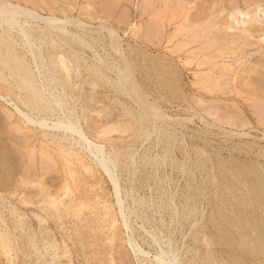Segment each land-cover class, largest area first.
<instances>
[{"label": "rangeland", "instance_id": "1", "mask_svg": "<svg viewBox=\"0 0 264 264\" xmlns=\"http://www.w3.org/2000/svg\"><path fill=\"white\" fill-rule=\"evenodd\" d=\"M179 1L27 2L43 15L69 18L62 28L14 13L3 3L10 13L0 14V264H204L210 253L226 264L231 262L224 250L227 239L220 234L230 236L216 213L218 202L228 212L242 210L254 217V210L264 220L256 200L241 197L254 174L238 175L254 165L262 169L264 183V98L257 95L264 84V0ZM104 26L117 31L120 50ZM125 75L140 86L136 91L145 104L132 95ZM34 87L44 91L36 96ZM97 147L101 151L96 153ZM95 154H102L107 167Z\"/></svg>", "mask_w": 264, "mask_h": 264}, {"label": "bare ground", "instance_id": "2", "mask_svg": "<svg viewBox=\"0 0 264 264\" xmlns=\"http://www.w3.org/2000/svg\"><path fill=\"white\" fill-rule=\"evenodd\" d=\"M12 1V0H11ZM11 1H9V0H1V2L2 3H0V14H6L7 12H9L10 11V9L8 8L7 10H6V8L5 7H3V3H7V4H9L8 6H10V8L11 9H13L12 10V12H14V13H17V12H20V13H24L25 15L27 14L28 16L30 15V16H32L33 18H35V19H40V20H44V21H47V22H51V24H53V26L55 25L56 27H59V28H62L63 26L61 25L62 23H69V18H65V19H62V18H59L58 16H55V15H43V14H41V13H39L36 9H34V8H31V7H29L28 6V1L27 0H24V4H22V3H20V2H17V3H15V2H11ZM19 1H22V0H19ZM59 1V0H58ZM92 1H94V0H92ZM107 1V0H106ZM153 1V0H152ZM155 1V0H154ZM180 1H182V0H180ZM180 1H179V3H180ZM184 1V0H183ZM28 2V3H27ZM34 1H32V3H33ZM149 2V1H148ZM187 2V1H186ZM190 2V1H189ZM199 2V1H198ZM247 3L249 2V0L248 1H246ZM31 3V4H32ZM102 3V2H101ZM183 3V2H182ZM200 3V2H199ZM6 4V5H7ZM186 4V3H185ZM241 4V3H240ZM35 5V4H34ZM57 5V4H56ZM94 5V4H93ZM107 5V4H106ZM153 5V4H152ZM156 5V4H155ZM155 5H153V6H155ZM169 5V4H168ZM194 5V4H193ZM192 5V6H193ZM256 5V4H255ZM259 5V4H258ZM31 6V5H30ZM36 6V5H35ZM170 6V5H169ZM182 6H184V3H183V5ZM182 6H180V9L182 10ZM187 6V5H186ZM186 6H185V8H186ZM191 6V7H192ZM246 6V5H245ZM34 7V6H33ZM37 7V6H36ZM43 7V6H42ZM46 7V6H45ZM94 7V6H93ZM92 7V8H93ZM191 7L189 6L188 8H189V11H190V9H191ZM254 7V6H253ZM54 8V7H53ZM178 8H179V6H178ZM187 8V9H188ZM152 9V8H151ZM175 9V8H174ZM253 9V8H252ZM263 9V8H262ZM89 10V9H88ZM94 10V9H93ZM106 11H107V9H105ZM147 10V9H146ZM249 10V9H248ZM40 11H42V10H40ZM149 11V10H148ZM183 11V13H185V11H184V9L182 10ZM203 11V10H202ZM205 11L206 10H204V13H205ZM215 11V10H214ZM229 11H230V9H229ZM43 12V11H42ZM115 12V11H114ZM166 12H167V10H166ZM231 12V11H230ZM234 12V11H233ZM10 13V12H9ZM20 13H18V14H20ZM47 13V12H46ZM102 13V12H101ZM173 13V12H172ZM187 13H188V10H187ZM207 13V12H206ZM250 13V12H249ZM50 14V13H49ZM186 14V13H185ZM13 15H15V14H13ZM13 15H10L11 16V19H12V17H13ZM23 15V14H22ZM159 15V14H158ZM188 15H189V13H188ZM230 15V14H229ZM260 15V14H259ZM2 16V15H1ZM6 16V15H5ZM9 16V17H10ZM150 16V15H149ZM154 16V15H153ZM178 16H179V14H178ZM197 16H199V15H197ZM202 16V15H201ZM224 16V15H223ZM245 16V15H244ZM159 17H160V15H159ZM171 17V16H170ZM213 17H214V15H213ZM222 17V16H221ZM234 17H235V15H234ZM241 17H243V16H241ZM257 17V16H256ZM1 18V17H0ZM153 18V17H152ZM157 18V17H156ZM187 18V17H186ZM206 18V17H205ZM216 18V17H215ZM246 18V17H245ZM263 18H264V16H263ZM163 19V18H162ZM182 19V18H181ZM188 19V18H187ZM187 19H186V21H187ZM239 19H242V18H240V16H239ZM248 19V18H247ZM251 19V18H250ZM9 20V19H8ZM26 20V19H25ZM73 20H74V17H73V19H72V22H73ZM151 20H154V19H150V21ZM4 21V20H3ZM118 21V20H117ZM150 21H149V23H150ZM159 21H161V20H159ZM157 22L158 24H161L160 22ZM169 21H170V19H169ZM168 21V22H169ZM175 21V20H174ZM206 21H207V19H206ZM25 22V21H24ZM37 22V21H36ZM78 22H80V21H78ZM151 22H153V21H151ZM161 22H163V21H161ZM193 22H195L194 20H193ZM216 22V21H215ZM34 23V22H33ZM38 23V22H37ZM41 23V22H40ZM67 23V24H68ZM84 23V22H83ZM82 23V24H83ZM171 23H173V22H171ZM187 23V22H186ZM190 23V22H189ZM188 23V24H189ZM212 23H214V22H212ZM217 23V22H216ZM221 23H223V22H221ZM1 24V23H0ZM7 24V23H6ZM22 24V23H21ZM43 24V23H42ZM80 24H81V22H80ZM151 24H154V23H151ZM150 24V25H151ZM195 24V23H194ZM193 24V25H194ZM209 24V26H210V23H208ZM35 25V24H34ZM40 25V24H39ZM86 25V24H85ZM108 25H109V23H108ZM202 25V24H201ZM24 26V25H23ZM43 26V25H42ZM102 26V25H101ZM100 26V27H101ZM153 25H151V27H152ZM169 26H170V23H169ZM203 26V25H202ZM205 26V25H204ZM21 27V26H20ZM83 27H84V25H83ZM105 27V26H104ZM149 27V26H148ZM159 27V26H158ZM187 27V26H186ZM196 27H198L197 25H196ZM214 27V26H213ZM261 27H263V26H261ZM75 28V27H74ZM90 28V27H89ZM92 28V27H91ZM106 28V27H105ZM133 28V27H132ZM161 28V27H160ZM160 28H159V31H160ZM179 28H180V26H179ZM192 28V27H191ZM198 28H200V26L198 27ZM220 28V27H219ZM228 28H231L230 26H228ZM68 29V28H67ZM107 31L109 32V34H110V37L112 38V40H113V43H115V45H116V48H117V50H120V48L122 47H119V36H118V33H117V31H115L112 27L110 28V27H108L107 26ZM146 29V28H145ZM174 29V28H173ZM172 29V31H174ZM193 29H197V28H194L193 27ZM192 29V30H193ZM204 29V28H203ZM206 30H207V28H205ZM216 29H217V27H216ZM240 29V28H239ZM242 29V28H241ZM22 30V29H21ZM69 30V29H68ZM71 30V29H70ZM86 30V29H85ZM90 30V29H89ZM150 30V29H149ZM162 30V29H161ZM181 30H182V28H181ZM220 30V29H219ZM222 30V29H221ZM230 30V29H229ZM79 31V30H78ZM92 31H94V30H92ZM145 31V30H144ZM152 31V30H151ZM158 31V29L156 30V32ZM184 31L185 32H183V34L184 33H186V30L184 29ZM194 31V30H193ZM24 32V31H23ZM66 32V31H65ZM68 32V31H67ZM75 32V31H74ZM77 32V31H76ZM142 32V31H141ZM146 32V31H145ZM175 32V31H174ZM176 32L178 33V29L176 30ZM197 32V31H196ZM201 32V31H200ZM203 32V31H202ZM217 32V31H216ZM220 33H221V31H219ZM31 33V32H30ZM91 33V32H90ZM152 33H154V30H153V32ZM164 33V32H163ZM162 33V34H163ZM172 33V32H171ZM181 33V32H180ZM180 33H179V35L177 34L176 36H180ZM189 33V32H188ZM209 33V32H208ZM26 34V33H25ZM72 34V33H71ZM145 34V33H144ZM155 34V33H154ZM154 34H152V37H155V36H153ZM160 34V33H159ZM212 34H214V33H212ZM216 34H218V33H216ZM259 34H261V33H259ZM258 34V35H259ZM58 35V34H57ZM66 35V34H65ZM77 35V34H76ZM139 35V34H138ZM150 35H151V32H150ZM158 35V34H157ZM174 35H175V33H174ZM182 35V34H181ZM186 35V34H185ZM190 35V34H189ZM215 35V34H214ZM251 35V34H250ZM80 36V35H79ZM78 36V37H79ZM148 36V35H147ZM176 36L174 37L175 39H176ZM191 36V35H190ZM206 36H207V34H206ZM205 36V37H206ZM240 36V35H239ZM263 36V35H262ZM81 37V36H80ZM102 37V36H101ZM141 37V36H140ZM151 37V38H152ZM161 38H162V36H160ZM169 37V36H168ZM173 36H171V38H172ZM177 37V38H178ZM182 37V36H181ZM184 37V36H183ZM192 37V36H191ZM216 37V36H215ZM221 37V36H220ZM225 37V36H224ZM252 37V36H251ZM82 38V37H81ZM110 38V39H111ZM148 38V37H147ZM149 38H150V36H149ZM167 38V37H166ZM186 38V37H185ZM199 38V37H198ZM219 38V37H218ZM228 38V37H227ZM153 39V38H152ZM160 39V38H159ZM173 39V38H172ZM170 40L169 38H168V43H170L171 41H173V40ZM190 39H192V38H190ZM194 39V38H193ZM196 37H195V41H196ZM222 39V38H221ZM226 39V38H225ZM224 38L222 39V40H225ZM232 39H233V36H232ZM245 39V38H244ZM27 40V39H26ZM31 40V39H30ZM121 40V39H120ZM138 40H140V39H138ZM143 40V39H142ZM170 40V41H169ZM202 40H204V38H202ZM206 40V39H205ZM204 40V41H205ZM208 40V39H207ZM220 40V39H219ZM73 41H75V40H73ZM97 41V40H96ZM100 41H102V40H100ZM154 41V40H153ZM152 41V42H153ZM156 41V40H155ZM249 41H250V39H249ZM32 42V41H31ZM84 42V41H83ZM110 42V41H109ZM112 42V41H111ZM151 42V43H152ZM203 42V41H202ZM156 43V42H155ZM198 43V42H197ZM200 43V42H199ZM223 43V42H222ZM235 43V42H234ZM144 44V43H143ZM146 44H148V43H146ZM165 44H167V42H165ZM174 44V43H173ZM182 44V43H181ZM206 44V43H205ZM210 44V43H209ZM100 45V44H99ZM104 45V44H103ZM102 45V46H103ZM175 45H178V44H175ZM185 45V44H184ZM188 45L189 44H187V47H188ZM194 45H196V44H194ZM215 45V47H216V43L214 44ZM227 45V44H226ZM232 45V44H231ZM29 46H31V45H29ZM135 46V45H134ZM180 46V45H179ZM191 46H193V45H191ZM202 46V45H201ZM205 46V45H204ZM211 46H212V44H211ZM221 46V45H220ZM224 46V45H223ZM235 46V45H234ZM257 46V45H256ZM255 46V47H256ZM111 47V46H110ZM142 47V46H141ZM156 47H158L157 45H156ZM183 48H184V46H182ZM231 47V46H230ZM10 48V47H9ZM47 48V47H46ZM124 48V47H123ZM169 48V47H168ZM172 48H174V47H172ZM195 48V47H194ZM222 48V47H221ZM235 48V47H234ZM238 48V47H237ZM245 48V47H244ZM31 49V48H30ZM40 49V48H39ZM103 49V48H102ZM155 49V48H154ZM213 48H211V50H212ZM38 50V49H37ZM104 50V49H103ZM143 50V49H142ZM144 50H145V48H144ZM150 50V49H149ZM148 50V51H149ZM157 50V49H156ZM197 50V49H196ZM199 51H201L200 49H198ZM205 50V49H204ZM203 50V51H204ZM207 50V49H206ZM208 50H210V49H208ZM214 50V49H213ZM220 50V49H219ZM247 50V49H246ZM109 51V50H108ZM146 51H147V49H146ZM194 52H195V50H193ZM192 51V52H193ZM198 51V52H199ZM107 52V51H106ZM111 52V51H110ZM109 52V53H110ZM119 52V51H118ZM117 52V53H118ZM123 52H124V50H123ZM152 52V51H151ZM177 52V51H176ZM222 52V51H221ZM224 52V51H223ZM261 52V51H260ZM103 53V52H102ZM105 53V52H104ZM125 53V52H124ZM133 53V52H132ZM138 53V52H137ZM204 53V52H203ZM210 53V52H209ZM217 53V52H216ZM216 53H215V55H216ZM262 53V52H261ZM153 54V53H152ZM98 55H100L99 53H98ZM130 55V54H129ZM135 55V54H134ZM138 55V54H137ZM172 55V54H171ZM123 56V55H122ZM168 56V55H167ZM117 57V56H116ZM137 57V56H136ZM139 57V56H138ZM150 57H151V55H150ZM192 57H193V55H192ZM126 58V57H125ZM161 58V57H160ZM187 58V57H186ZM185 58V59H186ZM83 59V58H82ZM103 59V58H102ZM124 59V58H123ZM128 59V58H127ZM139 59H140V57H139ZM143 59V58H142ZM120 60V59H119ZM176 60V59H175ZM178 60V59H177ZM179 61V60H178ZM206 61H207V59H206ZM2 62V61H1ZM14 62H15V60H14ZM21 62H23V61H21ZM116 62V61H115ZM141 62V61H140ZM35 63V62H34ZM142 63V62H141ZM147 63V62H146ZM152 63V62H151ZM2 64V63H1ZM122 64V63H121ZM131 64V63H130ZM140 64V63H139ZM3 65V64H2ZM68 65V64H67ZM115 65V64H114ZM171 65V64H170ZM217 65V64H216ZM238 65V64H237ZM121 66V65H120ZM132 66V65H131ZM154 66V65H153ZM232 66V65H231ZM142 67H144V66H142ZM159 67V66H158ZM158 67H156V68H158ZM190 67V66H189ZM203 67V66H202ZM206 67V66H205ZM219 67V66H218ZM15 68V67H14ZM67 68V67H66ZM116 68V67H115ZM114 68V69H115ZM125 68V67H124ZM137 68V67H136ZM146 68V67H145ZM24 69V68H23ZM26 69V68H25ZM68 69V68H67ZM147 69V68H146ZM151 69V68H150ZM180 69V68H179ZM235 69V68H234ZM132 70V69H131ZM149 70V69H148ZM152 70V69H151ZM150 70V71H151ZM209 70H211V69H209ZM5 71H7V70H5ZM19 71V70H18ZM121 71V70H120ZM156 71V70H155ZM68 72H69V70H68ZM115 72V71H114ZM127 72V71H126ZM125 72V73H126ZM198 72V71H197ZM203 72V71H202ZM34 73V72H33ZM123 73V72H122ZM152 73H153V71H152ZM222 74H223V72H221ZM229 73V72H228ZM117 74V73H116ZM127 74V73H126ZM211 75H212V73H210ZM220 74V73H219ZM9 76H10V74H8ZM118 75V74H117ZM27 76V75H26ZM122 76V75H121ZM130 76H131V74H130ZM154 76V75H153ZM159 76H161V75H159ZM214 76V75H213ZM119 77V76H118ZM228 77V76H227ZM125 78H127V79H129V75H125ZM134 78V77H133ZM158 78V77H157ZM31 79V78H30ZM29 79V80H30ZM118 79H120V78H118ZM123 79V78H122ZM249 79H251L250 77H249ZM28 80V81H29ZM32 80V79H31ZM124 80V79H123ZM205 80H206V78H205ZM224 80V79H223ZM252 80H253V78H252ZM261 80H264V78L263 79H261ZM136 81V80H135ZM212 82H213V80H211ZM210 81V82H211ZM234 81H236V80H234ZM128 82H129V85H130V91L132 90V92H133V94L132 95H135V94H138L137 92H139V91H136V88H139L140 86L138 85V87H136L135 86V84H134V82L132 81V79H129L128 80ZM216 82V81H215ZM222 82V81H221ZM32 83V82H31ZM118 83V82H117ZM123 83V82H122ZM160 83V82H159ZM228 83V82H227ZM226 83V84H227ZM235 83V82H234ZM238 83V82H237ZM27 84V83H26ZM110 84V83H109ZM201 84H206L205 82L204 83H202L201 82ZM236 84V83H235ZM239 84V83H238ZM149 85V84H148ZM162 85H163V83H162ZM199 85V84H198ZM213 85H215V84H213ZM259 85V84H258ZM116 86V85H115ZM123 86V85H122ZM210 86V85H209ZM220 86V85H219ZM229 86V85H228ZM236 86V85H235ZM235 86H234V88H235ZM245 86V85H244ZM127 88H128V86H126ZM225 87V86H224ZM217 88V87H216ZM219 88V87H218ZM47 89V88H46ZM51 89V88H50ZM126 89V88H125ZM140 90H141V88H139ZM138 89V90H139ZM163 89V88H162ZM208 89V88H207ZM221 90V89H220ZM225 90V89H224ZM236 90V89H235ZM40 91H44V89L43 90H41L40 89ZM40 91L39 90H37L35 87H34V90H33V94H35L36 96L38 95H41V93H40ZM166 91H167V89H166ZM165 91V92H166ZM126 92V91H125ZM213 92H214V90H213ZM223 92V91H222ZM240 92V91H239ZM50 93V92H49ZM53 93V92H52ZM153 93V92H152ZM163 93V92H162ZM45 94V93H44ZM164 94V93H163ZM194 94H195V92H194ZM212 94V93H211ZM241 94V93H240ZM245 94V93H244ZM126 95V94H125ZM158 95V94H157ZM257 95H259L262 99L264 98V84L260 87V89L259 90H257ZM4 96V95H3ZM45 96V95H44ZM51 96H53V95H51ZM55 96V95H54ZM128 96H130V95H128ZM136 96V95H135ZM148 96V95H147ZM240 96V95H239ZM1 97V96H0ZM139 99H140V102L142 101V103L143 102H145V99H144V97L143 96H141V95H139L138 94V96H137ZM136 97V98H137ZM151 97V96H150ZM249 97V96H248ZM135 98V97H134ZM135 98V99H136ZM173 98V97H172ZM56 99V98H55ZM138 99V100H139ZM156 99V98H155ZM252 99V98H251ZM251 99H249V100H251ZM257 99H258V97H257ZM196 100V99H195ZM223 100H224V98H223ZM57 101H59V100H57ZM132 101H133V99H132ZM136 101V100H135ZM216 101V100H215ZM257 101H259V100H257ZM263 101V100H262ZM261 101V102H262ZM11 102V101H10ZM13 102V101H12ZM61 102V101H60ZM64 102V101H63ZM148 102V101H147ZM163 102H165V101H163ZM184 102V101H183ZM200 102V101H199ZM228 102V101H227ZM264 102V101H263ZM137 103H138V101H137ZM168 103V102H167ZM210 103V102H209ZM214 103V102H213ZM235 103V102H234ZM143 104H145V103H143ZM176 104V103H175ZM212 104V103H211ZM246 104H247V101H246ZM261 104V103H260ZM263 104V103H262ZM51 105V104H50ZM83 105V104H82ZM137 105V104H136ZM150 105H152L151 103H150ZM150 105L147 103V107H149L150 108ZM163 105V104H162ZM176 105H178V104H176ZM232 105V104H231ZM145 106V105H144ZM141 107H142V105H141ZM140 107V108H141ZM160 107V106H159ZM192 107V106H191ZM197 107H199V106H197ZM234 107V106H233ZM232 107V108H233ZM19 108V107H18ZM148 108V109H149ZM173 108H175V107H173ZM181 108V107H180ZM185 108V107H184ZM229 108H230V106H229ZM235 108V107H234ZM259 108V107H258ZM264 108V107H263ZM142 109V108H141ZM147 109V110H148ZM151 109V108H150ZM149 109V110H150ZM153 109V108H152ZM161 109V108H160ZM160 109H159V111H160ZM198 109V108H197ZM200 109V108H199ZM228 109V108H227ZM260 109V108H259ZM16 110V109H15ZM18 110V109H17ZM20 110V109H19ZM22 111H23V109H21ZM155 110V109H154ZM186 110H187V107H186ZM192 110V109H191ZM194 110V109H193ZM192 110V111H193ZM226 110V109H225ZM229 110V109H228ZM231 110V109H230ZM143 111H144V109H143ZM151 111V110H150ZM153 111V110H152ZM164 111V110H163ZM177 111H178V109H177ZM191 111V112H192ZM200 111V110H199ZM213 111V109L211 110V112ZM236 111H238V110H236ZM263 111V110H262ZM24 112V111H23ZM31 112V111H30ZM62 112V111H61ZM139 112V111H138ZM145 112V111H144ZM162 112V111H161ZM161 112H159L160 114H161ZM205 112V111H204ZM233 112V111H232ZM259 112V111H258ZM27 113V112H26ZM141 113H143V112H141ZM148 113V112H147ZM146 113V114H147ZM164 113V112H163ZM161 114L162 116L163 115H166V114ZM168 113V112H167ZM196 113V112H195ZM207 113V112H206ZM208 113H210V110L208 111ZM214 113V112H213ZM239 113V112H238ZM263 113V112H262ZM30 113H27V115L26 116H28ZM63 114H65V113H63ZM184 114H186V113H184ZM188 114V113H187ZM193 114V113H192ZM202 114H204V113H202ZM201 114V115H202ZM232 114H234V113H232ZM252 114V113H251ZM260 114H261V111H260ZM25 115V114H24ZM199 115V114H198ZM200 115V116H201ZM227 115V114H226ZM240 115V114H239ZM18 116H20V115H18ZM62 116V115H61ZM159 116V115H158ZM167 116V115H166ZM169 116V115H168ZM167 116V118H169ZM171 116V115H170ZM187 116V115H186ZM196 116H197V114H196ZM206 116V115H205ZM237 117H238V115H236ZM22 117V116H21ZM29 117V116H28ZM41 117V116H40ZM70 117V116H69ZM68 117V118H69ZM181 117V116H180ZM203 117V116H202ZM202 117H199V119L200 118H202ZM242 117V116H241ZM260 117V120L261 119H263L261 116H259ZM30 118V117H29ZM37 118V117H36ZM50 118V117H49ZM66 118V117H65ZM67 118V119H68ZM154 118V117H153ZM21 119V118H20ZM34 119V118H33ZM39 119V118H38ZM150 119V118H149ZM159 119V118H158ZM190 119H192V117L190 118ZM223 119V118H222ZM228 119V118H227ZM232 119V118H231ZM234 119V118H233ZM18 121H19V119H17ZM27 119H25V121H26ZM36 120V119H35ZM35 120L33 121V122H35ZM41 120V119H40ZM43 120V119H42ZM53 120V119H52ZM63 120V119H62ZM166 120V119H165ZM170 120V119H169ZM175 120V119H174ZM205 120V119H204ZM203 120V121H204ZM208 120V119H207ZM206 120V121H207ZM224 120V119H223ZM264 120V119H263ZM24 121V120H23ZM37 121V120H36ZM48 121V120H47ZM54 121V120H53ZM59 121V120H58ZM151 121V120H150ZM162 121H163V119H162ZM161 121V122H162ZM176 121V120H175ZM178 121V120H177ZM184 121V120H183ZM182 121V122H183ZM219 121V120H218ZM233 121H235V120H233ZM262 121V120H261ZM27 122V121H26ZM55 122V121H54ZM72 122V121H71ZM71 122L70 123H67V124H71ZM186 122V121H185ZM205 122V121H204ZM207 122H210V121H207ZM206 122V123H207ZM223 122V121H222ZM240 122V121H239ZM78 123H79V120H78ZM168 123V122H167ZM171 122H169V124H170ZM212 123V122H211ZM260 123V122H259ZM264 123V122H263ZM38 124V123H37ZM48 124V123H47ZM53 124V123H52ZM63 124V123H62ZM169 124H168V126H169ZM173 124V123H172ZM176 124V123H175ZM215 124V123H214ZM235 124H236V122H235ZM260 124H262V123H260ZM39 125V124H38ZM54 125V124H53ZM74 125H75V123H74ZM77 125V124H76ZM151 125V124H150ZM177 125V124H176ZM207 125V124H206ZM241 125H243V124H241ZM244 125H245V123H244ZM247 125V124H246ZM245 125V126H246ZM44 126V125H43ZM43 126H42V128H43ZM61 126V125H60ZM171 126V125H170ZM169 126V127H170ZM179 126V125H178ZM181 126V125H180ZM239 126V125H238ZM36 127V126H35ZM51 127V126H50ZM154 127H155V125H154ZM173 127H175V126H173ZM221 127V126H220ZM243 127V126H242ZM262 127H264V126H262ZM49 128V127H48ZM55 128V126H53V129ZM56 128H58V127H56ZM67 128V127H66ZM69 128V127H68ZM212 128V127H211ZM217 128V127H216ZM238 128V127H237ZM245 128V127H244ZM243 128V130H245ZM44 129V128H43ZM59 129V128H58ZM57 129V130H58ZM176 129V128H175ZM56 130V129H55ZM61 130V129H60ZM71 130H74V129H72L71 128ZM78 130V129H77ZM256 130V129H255ZM258 130V129H257ZM68 131V130H67ZM164 131V130H163ZM172 131V130H171ZM178 131V130H177ZM195 131V130H194ZM231 131V130H230ZM261 131V130H260ZM18 132V131H17ZM33 132V131H32ZM74 132H76V131H74ZM214 132V131H213ZM244 132V131H243ZM242 132V133H243ZM249 132V131H248ZM14 133H16V132H14ZM72 133H73V131H72ZM203 133V132H202ZM250 133V132H249ZM22 134H23V132H22ZM67 134V133H66ZM80 136H81V138L82 139H85V140H87V143H91L88 139H87V136H85L84 135V133L82 132V131H79V133H78ZM175 134H176V132H175ZM207 134V133H206ZM240 134V133H239ZM238 134V135H239ZM251 134V133H250ZM3 135V134H2ZM76 135H77V133H76ZM217 135V134H216ZM226 135V134H225ZM231 135V134H230ZM237 135V134H236ZM245 135V134H244ZM9 136V135H8ZM34 136V135H33ZM65 136V135H64ZM228 136V135H227ZM242 136V135H241ZM251 136V135H250ZM262 136V135H261ZM263 136H264V134H263ZM4 137V136H3ZM10 137H11V135H10ZM17 137V136H16ZM39 137V136H38ZM45 138H47V137H45ZM232 138V137H231ZM256 138V137H255ZM14 140L16 139V141L18 140L17 138H13ZM23 139V138H22ZM22 139H21V141H22ZM229 139H230V137H229ZM20 140V139H19ZM25 140H27L28 141V139H25ZM24 140V141H25ZM79 140H80V138H79ZM203 140V139H202ZM222 140V139H221ZM224 141V140H223ZM20 142V141H19ZM72 142H75V140H73ZM217 142V141H216ZM1 143V142H0ZM5 143V142H4ZM8 143V142H7ZM9 143H11V142H9ZM26 143V142H25ZM201 143V142H200ZM241 143V142H240ZM44 144V143H43ZM55 144H57V143H55ZM73 144V143H72ZM77 144H79L78 142H77ZM5 145V144H4ZM3 145V146H4ZM12 145V144H11ZM47 145V144H46ZM45 145V146H46ZM49 145V144H48ZM61 145V144H60ZM63 145V144H62ZM148 145V144H147ZM200 145V144H199ZM52 146V145H51ZM79 146V145H78ZM81 146V145H80ZM98 146V145H97ZM246 146V145H245ZM12 148H13V145L11 146ZM41 147V146H40ZM44 147V146H43ZM86 147V146H85ZM91 147H92V145H91ZM95 147H96V145H95ZM142 147V146H141ZM151 147V146H150ZM74 148V147H73ZM89 148V147H88ZM235 148V147H234ZM249 148H251V147H249ZM254 148V147H253ZM14 149H16V148H14ZM20 149V148H19ZM31 149V148H30ZM56 149H57V147H56ZM70 149V148H69ZM17 150V149H16ZM41 150H43V149H41ZM71 150V149H70ZM96 150V153H97V151H101V148L100 147H97V149H95ZM231 150V149H230ZM234 150V149H233ZM243 150V149H242ZM259 150V149H258ZM32 151V150H31ZM57 151V150H56ZM59 151V150H58ZM201 151V150H200ZM229 151V150H228ZM255 151V150H254ZM16 152V151H15ZM18 152V151H17ZM40 152V155L41 156H43L44 155V153L43 152H41V151H39ZM48 152V151H47ZM60 152V151H59ZM58 152V153H59ZM108 152V151H107ZM189 152V151H188ZM252 152H253V149H252ZM14 153V152H13ZM43 155H42V154ZM46 153V152H45ZM89 153V152H88ZM106 153V152H105ZM134 153V152H133ZM203 153H205V152H203ZM258 153H260V152H258ZM1 155H3L4 153H0ZM238 154V153H237ZM46 155H48V154H46ZM51 155V154H50ZM59 155V154H58ZM101 155L102 154H100V156H98V155H94L95 156V158H96V160L97 159H100V161H102L103 162V166H105V167H107V165H106V162L107 161H105V159L103 158V157H101ZM199 155V154H198ZM234 155V154H233ZM256 155V154H255ZM260 155V154H259ZM29 156H31V155H29ZM28 156V157H29ZM45 156V155H44ZM49 156V155H48ZM52 156V155H51ZM94 156H92V157H94ZM133 156V155H132ZM243 156V155H242ZM249 156H251V155H249ZM248 156V157H249ZM2 157V156H1ZM52 157H54V156H52ZM122 157V156H121ZM203 157V156H202ZM232 157V156H231ZM260 157V156H259ZM7 158V157H6ZM45 158H47V157H45ZM51 158V157H50ZM79 158V157H78ZM91 158V157H90ZM236 158V157H235ZM234 158V159H235ZM264 158V157H263ZM258 159V158H257ZM1 160V159H0ZM2 160H4V159H2ZM12 160V159H11ZM50 161V159H48L47 158V161ZM77 160V159H76ZM134 160V159H133ZM227 159H225L224 160V162L226 161ZM232 160V159H231ZM46 161V160H45ZM46 161V162H47ZM54 161V160H53ZM66 161V160H65ZM222 161V160H221ZM238 161V160H237ZM258 161V160H257ZM261 161V160H260ZM1 162V161H0ZM6 162V161H5ZM41 162V161H40ZM55 163H56V161H54ZM94 162V161H93ZM133 162V161H132ZM3 163V162H2ZM51 163V162H50ZM72 163V162H71ZM77 163V162H76ZM96 163V162H95ZM98 163V162H97ZM211 163V162H210ZM258 163V162H257ZM1 164V163H0ZM5 164V163H4ZM3 164V165H4ZM46 164V163H45ZM102 164V163H101ZM108 164H109V162H108ZM134 164H135V162H134ZM223 164V163H222ZM71 165V164H70ZM94 165V164H93ZM99 165V164H98ZM110 165H112V164H110ZM204 165V164H203ZM213 165V164H212ZM2 166V165H1ZM42 166V165H41ZM136 166V165H135ZM228 166V165H227ZM5 167V166H4ZM31 166L29 165V168H30ZM32 167H34V166H32ZM45 167H46V165H45ZM67 167V166H66ZM112 167V166H111ZM203 167V166H202ZM246 167V166H245ZM9 168V167H8ZM36 168V167H35ZM34 168V169H35ZM205 168V167H204ZM232 168V167H231ZM264 168V167H263ZM88 169V168H87ZM106 169V168H105ZM108 169V168H107ZM244 169V168H243ZM6 170V169H5ZM36 170V169H35ZM35 170H33V171H30V173L31 172H34ZM109 170V169H108ZM114 170V169H113ZM190 170V169H189ZM226 170V169H225ZM8 171V170H7ZM26 171V170H25ZM104 171V170H103ZM107 171V170H106ZM106 171H104V173L106 172ZM209 171V170H208ZM207 171V172H208ZM224 171V170H223ZM22 173V172H21ZM26 173V172H25ZM29 172H27L25 175H27ZM36 172H34V174H35ZM81 173V172H80ZM236 173V172H235ZM263 172H262V169H257V168H255L254 167V165H249L248 166V170L246 171H238V175L240 176V178L242 177V178H247V176H249L250 174H254V176H255V181L253 182V183H250V184H248V186H247V188H246V190H243L242 192H243V195L241 196L242 197V199H244V201L245 200H248V199H250V200H256L255 202H257L259 205L257 206L258 208H260L261 210H264V183L261 181V179L263 178V174H262ZM33 173H31V175H32ZM34 174H33V176H34ZM79 174V173H78ZM237 174V173H236ZM0 175H1V173H0ZM35 175H37V174H35ZM107 175V174H106ZM233 175V174H232ZM23 176V175H22ZM30 176V175H29ZM38 176V175H37ZM50 176V175H49ZM53 176V175H52ZM28 177V176H27ZM66 177V176H65ZM111 177H112V181L114 182V185L116 186V189L118 188V183H117V180H116V178L113 176V172L111 173ZM236 177V176H235ZM23 178H24V176H23ZM30 178V177H29ZM34 178H35V176H34ZM189 178V177H188ZM245 178V179H246ZM4 179V178H3ZM7 179L8 178H6V180L4 179V181H7ZM54 179V178H53ZM60 179V178H59ZM71 179H73L74 180V178H71ZM111 179V178H110ZM244 179V180H245ZM91 180V179H90ZM219 180V179H218ZM224 180V179H223ZM264 180V179H263ZM2 181V180H1ZM19 181V180H18ZM21 181V180H20ZM30 181V180H29ZM51 181V180H50ZM52 181H55V179L54 180H52ZM110 181V180H109ZM213 181V180H212ZM214 181H216V180H214ZM11 182H12V180H11ZM74 182V181H73ZM218 182V181H217ZM248 182V181H247ZM246 182V183H247ZM5 183V182H4ZM3 183V184H4ZM8 183V182H7ZM21 183H23L24 184V182H22L21 181ZM51 183V182H50ZM54 183V182H53ZM57 183V182H56ZM112 183V182H111ZM221 183V182H220ZM208 184H209V182H208ZM215 184V183H214ZM17 185V184H16ZM55 185V184H54ZM231 185H233V184H231ZM38 186V185H37ZM40 186V185H39ZM44 186V185H43ZM43 186H40V187H43ZM45 186H48V185H46L45 184ZM44 186V187H45ZM109 186H111V185H109ZM141 186V185H140ZM148 186V185H147ZM212 186V185H211ZM220 186V185H219ZM17 187V186H16ZM27 187V186H26ZM35 187H36V185H35ZM39 187V188H40ZM145 187V186H144ZM0 188H1V186H0ZM12 188V187H11ZM51 188V187H50ZM111 188V187H110ZM147 188V187H146ZM28 189H30V186H29V188ZM33 189V188H32ZM41 189H43V188H41ZM45 189H48L47 187L46 188H44V191H45V193H46V190ZM91 189V188H90ZM140 189V188H139ZM199 189V188H198ZM221 189V188H220ZM226 189V188H225ZM4 190V189H3ZM49 190V189H48ZM111 190H113V189H111ZM120 190V189H119ZM147 190V189H146ZM200 190V189H199ZM214 190V189H213ZM213 190L211 191V192H213ZM31 191V190H30ZM202 191V190H201ZM206 191V190H205ZM209 191V190H208ZM227 191V190H226ZM231 191V190H230ZM32 192H34V191H32ZM36 192V191H35ZM123 192V191H122ZM37 193V192H36ZM44 193V192H43ZM58 193V192H57ZM60 193V192H59ZM114 193H115V191H114ZM117 193H118V191H117ZM119 195H120V193H118ZM117 194V195H118ZM212 194V193H211ZM56 195V194H55ZM97 195V194H96ZM99 195V194H98ZM118 195V196H119ZM213 195V194H212ZM223 195V194H222ZM36 196V195H35ZM47 196V195H46ZM216 196V195H215ZM223 196H225V195H223ZM236 196V195H235ZM39 197H41V196H39ZM43 197V196H42ZM123 197V196H122ZM45 198V197H44ZM50 198V197H49ZM204 198V197H203ZM51 199V198H50ZM118 199H119V197H118ZM143 199V198H142ZM188 199V198H187ZM234 199V198H233ZM237 199H238V197H237ZM33 200H35V199H33ZM120 200V199H119ZM124 201V200H123ZM172 201V200H171ZM235 201V200H234ZM240 201V200H239ZM49 202V201H48ZM51 202V201H50ZM100 202V201H99ZM175 202V201H174ZM173 202V204H174V206H175V203ZM182 202V201H181ZM194 202V201H193ZM24 203H26V202H24ZM46 203V202H45ZM107 203V202H106ZM211 203V202H210ZM237 203V202H236ZM248 203H250V202H248ZM47 204V203H46ZM142 204V203H141ZM246 204V203H245ZM245 204H243V205H245ZM252 204V203H251ZM29 205H30V203H29ZM34 205V204H33ZM40 205V204H39ZM38 205V206H39ZM124 205H125V203H124ZM208 205V204H207ZM237 205V204H236ZM45 206V205H44ZM54 206V205H53ZM56 206V205H55ZM118 206V205H117ZM80 207V206H79ZM78 206H77V208H79ZM84 207V206H83ZM93 207V206H92ZM173 207V206H172ZM197 207V206H196ZM122 208H123V206H122ZM207 208V207H206ZM249 208V207H248ZM43 210H44V208H42ZM80 209H81V207H80ZM135 209V208H134ZM177 209V208H176ZM187 209V208H186ZM254 209H256V208H254ZM191 210V209H190ZM64 211V210H63ZM178 211V210H177ZM236 211V210H235ZM233 212V213H231V212H228L227 211V208L225 207V204H224V202H218V204L216 205V213L218 214V217H219V219H220V221L223 223V225L227 228V229H225V232L227 233V234H229V236L230 237H228L227 235H224V233H223V231H222V233L220 234L221 235V237L222 236H224V238L225 239H227V241H226V244H225V251H226V253H227V256L231 259V262H229V261H226L227 263L226 264H264V220H262V219H258L257 217H255V214H256V212L253 210V212H252V214L254 215V217H252V215L250 214H247V212H243V214H241V213H239V212H242V210H237L236 212ZM252 211V210H251ZM80 213H81V211H79ZM184 212H185V210H184ZM195 212V211H194ZM215 212V211H214ZM128 213V212H127ZM175 213V212H174ZM189 213V212H188ZM239 213V214H238ZM69 214V213H68ZM190 214V213H189ZM188 214V215H189ZM200 214V213H199ZM207 214V213H206ZM176 215V214H175ZM205 215V214H204ZM242 215V216H241ZM32 216V215H31ZM78 216H80V215H78ZM82 216H83V214H82ZM180 216V215H179ZM210 216H212V215H210ZM215 216V215H214ZM212 217V218H210V219H213L212 220V222H213V225L216 227L217 226V223H218V219L216 218V217ZM259 216V215H258ZM127 217H128V215H127ZM202 217V216H201ZM180 218V217H179ZM186 218V217H185ZM191 218H192V216H191ZM74 219H75V217H74ZM121 219H123V218H121ZM204 219V218H203ZM79 220V219H78ZM173 220V219H172ZM185 220V219H184ZM74 221H76V220H74ZM119 221V220H118ZM198 221V220H197ZM124 222V221H123ZM201 222V221H200ZM203 222V221H202ZM113 223V222H112ZM194 223V222H193ZM46 226H49V225H46ZM124 226V225H123ZM186 226V225H185ZM201 226H203V225H201ZM129 227V226H128ZM211 227V226H210ZM48 228V227H47ZM113 228V227H112ZM123 228V227H122ZM191 228H192V226H191ZM130 229V228H129ZM74 230V229H73ZM126 230V229H125ZM188 230H190V229H188ZM208 230V229H207ZM221 230H224V229H221ZM104 231V230H103ZM57 232V231H56ZM61 232V231H60ZM126 232V231H125ZM128 233V232H127ZM130 233V232H129ZM128 233V234H129ZM151 234V233H150ZM70 235V234H69ZM124 235H126V234H124ZM132 235V234H131ZM205 235V234H204ZM71 236V235H70ZM136 237V236H135ZM41 238H42V236H41ZM73 238V237H72ZM204 238V237H203ZM110 239V238H109ZM128 239V238H127ZM132 238H130V240H131ZM111 240V239H110ZM4 241V240H3ZM153 241V240H152ZM203 241H204V239H203ZM202 241V242H203ZM209 241V240H208ZM127 242V241H126ZM135 242H136V240H135ZM195 242V241H194ZM212 242V241H211ZM132 243V242H131ZM205 243V242H204ZM207 243V242H206ZM65 244V243H64ZM72 245V244H71ZM130 245H132V244H130ZM209 245V243L206 245V246H208ZM129 246V245H128ZM133 246V245H132ZM131 246V247H132ZM210 246V245H209ZM130 247V246H129ZM130 247V249H132ZM134 247V246H133ZM185 247V246H184ZM43 248V247H42ZM135 248V247H134ZM138 248V247H137ZM187 248V247H186ZM50 249V248H49ZM189 249V248H188ZM207 249V248H206ZM209 249V248H208ZM223 249V248H222ZM48 250V249H47ZM56 250V249H55ZM179 250V249H178ZM196 250V249H195ZM237 250V252H235ZM41 251V250H40ZM59 251V250H58ZM70 251V250H69ZM130 251V250H129ZM176 251V250H175ZM216 251V250H215ZM48 252V251H47ZM103 252V251H102ZM126 252V251H125ZM133 252V251H132ZM132 252H131V254H132ZM177 252V251H176ZM217 252V251H216ZM106 253V252H105ZM139 253V252H138ZM192 253V252H191ZM140 254V253H139ZM149 254V253H148ZM181 254V253H180ZM215 254H217V253H215ZM6 255V254H5ZM11 255H13V254H11ZM141 255V254H140ZM143 255V254H142ZM177 255V254H176ZM175 254H174V256H176ZM220 255V254H219ZM159 256V255H158ZM171 256V255H170ZM209 257H208V259L204 262V264H223V262L222 261H219L217 258H219V257H217L216 255H214V254H211L210 253V255H208ZM6 257H7V255H6ZM11 257V256H10ZM122 257V256H121ZM128 257V256H127ZM134 257V256H133ZM138 258H139V256H138ZM171 258V257H170ZM173 258V257H172ZM179 258V257H178ZM177 258V259H178ZM183 258V256L181 257V259ZM106 259H107V257H106ZM123 259V258H122ZM108 260V259H107ZM135 260H136V258H135ZM125 261V260H124ZM137 261V260H136ZM143 261V260H142ZM187 261V260H186ZM72 262V261H71ZM181 262V261H180ZM184 262V261H183ZM109 263V262H108ZM144 263V262H143ZM48 264V263H47ZM50 264V263H49ZM58 264V263H57ZM68 264V263H67ZM135 264H137V263H135ZM182 264V263H181ZM188 264H194L193 262H190V263H188Z\"/></svg>", "mask_w": 264, "mask_h": 264}]
</instances>
